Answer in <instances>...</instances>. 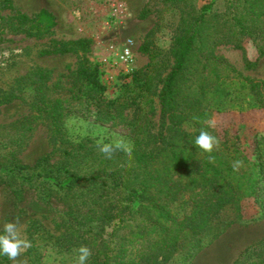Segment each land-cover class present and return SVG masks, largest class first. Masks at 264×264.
I'll return each mask as SVG.
<instances>
[{"label":"trees","instance_id":"obj_1","mask_svg":"<svg viewBox=\"0 0 264 264\" xmlns=\"http://www.w3.org/2000/svg\"><path fill=\"white\" fill-rule=\"evenodd\" d=\"M7 1L0 0V5ZM161 2L177 9L180 16L172 48L174 63L157 94V133L153 131V72L167 67L161 58L135 71L132 82L125 83L115 99L104 95L100 66L86 60L64 96L59 82L50 85L52 72L42 67L21 77L17 90L0 96V107L15 100L30 107L21 119L0 123V181L18 197L23 185L32 183L41 200L57 195L68 207L66 234L55 242L61 253L58 264H77L80 245L92 252L86 264H143L150 252L156 255L154 264H160L159 257L176 255V264H190L233 224H248L264 216L245 221L243 214V202L256 195L258 182L264 180L261 162L247 153L240 135L204 123L215 112L264 108V80L245 76L211 54L220 44L242 49L250 38L260 43V56L264 55V0H223V8L205 4L201 9L195 0ZM153 11L154 7H146L141 16ZM85 44L86 40L63 41L55 53ZM255 64L247 60V67ZM131 108L137 117L131 123V158L117 151L107 159L96 146L98 139L75 136L67 124L80 111L94 112L103 121L126 120L124 113ZM39 123L47 125L61 157L51 162L50 155H45L27 166L19 154ZM202 128L220 140L211 154L193 144ZM209 155L215 162L209 161ZM236 160L243 161L239 171L232 167ZM123 178L127 189L137 190L136 209L127 204L134 194L123 188ZM252 246L251 253L259 258L256 264H264V239ZM0 264L12 262L0 255ZM36 264L48 263L37 259Z\"/></svg>","mask_w":264,"mask_h":264},{"label":"rangeland","instance_id":"obj_2","mask_svg":"<svg viewBox=\"0 0 264 264\" xmlns=\"http://www.w3.org/2000/svg\"><path fill=\"white\" fill-rule=\"evenodd\" d=\"M205 4L223 8L224 2L195 0L198 9ZM146 7H154V11L142 17L141 13ZM179 16L177 9L161 0H10L2 3L0 96L17 90L20 78L40 67L52 72L50 85L59 82L62 86L59 93L64 96L73 83L77 68L86 60L100 66V78L106 86L104 95L107 100L115 99L122 92L124 84L132 82L135 71L156 64L161 58L167 67L158 72L152 71L156 108L153 131L157 133L160 124L157 94L174 63L172 48ZM52 22L54 25L48 30L47 26ZM33 32L36 34L33 35ZM75 40H86V44L82 47L78 45L71 52L55 53L60 42ZM127 44L131 46L132 55L130 61L123 62L120 55ZM243 44L242 49L220 44L211 54L220 60H227L245 76L263 81L264 55L260 56V43L248 38ZM146 46L149 50L145 49ZM247 60L256 62L255 66L247 67ZM30 90L24 94L29 95ZM29 111L27 103L15 100L0 107V123H13L28 115ZM133 113L134 109L131 108L124 113L128 117L126 120L103 121L97 119L94 112L80 111L73 113L67 119V124L75 136L90 135L96 139L103 138L108 143L123 140L131 147L134 143L131 123L137 118ZM212 120L220 132L229 129L244 138L247 153L261 162L260 169L264 175V108L215 112ZM45 155H50L51 162H56L61 152L51 141L47 125L39 123L27 146L19 154V159L22 164L33 166ZM120 181L125 190L133 192L134 196L127 204L136 209L139 202L136 199L137 190L134 187L127 189L129 187L124 178ZM263 181L258 182L256 195L243 202L245 221L255 220L264 214ZM36 188L32 183L24 184L21 197H18L10 186L0 181V232L4 223L18 221L21 235L30 242V247L21 253L15 264H36L37 259L58 264L61 253L55 242L56 238L66 234L65 224L70 219L68 207L57 195L50 201L41 200ZM79 216L83 217L81 214ZM242 225L247 227L241 228L237 237L242 235L252 239L241 243L240 248L245 247V250L233 264H256L259 258L251 253L252 244L264 239V216ZM107 229L111 230V227ZM154 257L156 255L150 252L142 263L154 264ZM178 258L177 255L169 259L159 257L160 264H176ZM231 262L232 258L225 264Z\"/></svg>","mask_w":264,"mask_h":264},{"label":"clouds","instance_id":"obj_3","mask_svg":"<svg viewBox=\"0 0 264 264\" xmlns=\"http://www.w3.org/2000/svg\"><path fill=\"white\" fill-rule=\"evenodd\" d=\"M204 123L209 128L214 129L216 127V123L212 119L206 120ZM193 144L196 148L211 154L214 149L219 147L220 140L218 137L202 128L199 135L194 138ZM96 146L107 159H112L117 151H123L129 158H131V148L123 140L105 143L103 138H100L96 141ZM208 159L210 162H215V157L212 155H209ZM242 166L243 161L241 160H236L232 163L234 171H239ZM28 247H30V242L21 235L20 228L18 227V221L4 223L3 231L0 232V255L6 256L15 264L17 258ZM76 251L79 254L77 264H86L87 259L92 254L91 249L85 245H80Z\"/></svg>","mask_w":264,"mask_h":264},{"label":"crops","instance_id":"obj_4","mask_svg":"<svg viewBox=\"0 0 264 264\" xmlns=\"http://www.w3.org/2000/svg\"><path fill=\"white\" fill-rule=\"evenodd\" d=\"M245 227L247 226L238 223L233 224L214 243L199 252L190 264H225L231 258V264H233L243 250H245V247L240 248L241 243L252 239V237L248 239V237L242 235L237 237V232Z\"/></svg>","mask_w":264,"mask_h":264},{"label":"built area","instance_id":"obj_5","mask_svg":"<svg viewBox=\"0 0 264 264\" xmlns=\"http://www.w3.org/2000/svg\"><path fill=\"white\" fill-rule=\"evenodd\" d=\"M131 46L127 44L121 51V59L123 62H128L131 59Z\"/></svg>","mask_w":264,"mask_h":264}]
</instances>
